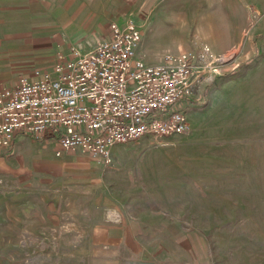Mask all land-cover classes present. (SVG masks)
<instances>
[{"label":"rangeland","instance_id":"374dc122","mask_svg":"<svg viewBox=\"0 0 264 264\" xmlns=\"http://www.w3.org/2000/svg\"><path fill=\"white\" fill-rule=\"evenodd\" d=\"M47 4L0 0V20L8 10L42 11ZM96 5L110 7L118 23L134 20L140 31L135 56L146 63H160L165 53L209 47L213 58L202 63L189 97L176 104L190 129L117 143L107 165L71 150L66 160L72 166L55 155L52 142L43 145L27 132L17 143H32L0 156V264H71L69 254L78 255L73 264H264V0H96ZM57 43L54 53L65 44ZM67 46L60 50L69 56ZM30 154L48 163L58 160V166L45 175L24 170V176H15L13 163L29 162ZM60 184L70 213L56 226L121 225L127 228L124 240L116 241L115 232L116 243L91 249L17 248L27 236L14 230L55 224L52 217H26L40 213L27 205L42 201L48 186L53 196ZM30 185L37 188H25ZM19 186L21 192L14 193Z\"/></svg>","mask_w":264,"mask_h":264},{"label":"built area","instance_id":"2783aa9c","mask_svg":"<svg viewBox=\"0 0 264 264\" xmlns=\"http://www.w3.org/2000/svg\"><path fill=\"white\" fill-rule=\"evenodd\" d=\"M108 27V36L93 48H72L71 58L58 52L51 71L20 75L0 88V148L16 132L34 139L50 132L56 155L80 150L107 165L117 143L189 131V119L176 104L189 97L202 63L213 58L209 47L165 53L150 64L135 56L140 31L131 17Z\"/></svg>","mask_w":264,"mask_h":264},{"label":"crops","instance_id":"0c3cea01","mask_svg":"<svg viewBox=\"0 0 264 264\" xmlns=\"http://www.w3.org/2000/svg\"><path fill=\"white\" fill-rule=\"evenodd\" d=\"M4 1L8 3L12 0ZM111 16L110 7L97 6L96 0H48L47 6L42 11H31L30 9L8 10L7 16H5L6 19L0 20V88L13 85L20 75H26L30 78L35 77V71H40L43 67L50 66L54 62L58 52L65 53L60 50L65 45L70 47L69 44L74 43L82 47L88 46L87 49L93 48L100 40L108 36V25L113 20ZM54 41H57V44L65 43L64 46L58 47L55 53L52 50ZM72 48L79 49V46L70 47L69 51ZM50 59V64H47ZM25 136L26 134L16 132L10 145L0 148V156L20 152L24 145L32 143L29 140L18 141L20 143H17V140H24ZM39 140L43 145L45 142H52L53 148H57L55 138L51 136L50 132L46 133ZM40 149L38 148V150ZM68 152L71 151H63L60 155L55 154L56 156H63L62 160L64 161L61 160V162L67 163V166L71 165L69 164L70 161L66 160ZM28 158H30L29 162L18 161L16 164L13 163V169L16 172L19 171L14 174L15 176L22 175V171L24 170L45 175L58 166L55 164L58 160H54V163H48L44 159H41L39 154H30ZM64 163H62V173H64V169L66 168L64 167ZM67 184H69L68 181ZM63 185H58L59 188L57 189L62 190ZM35 187L37 188V186ZM35 187L30 185L25 188L34 189ZM39 190H41V187ZM58 190L57 192L54 191L53 196L48 197L49 191L53 192V190L50 186L45 188L44 192H42L45 198L42 201L31 199V203L27 205L30 209L39 210L40 213L26 214V217L31 219L56 218L55 224L53 226L42 225L43 227L26 228L22 229L21 232L14 230L16 234L20 233L27 236V243L23 244L22 238H20L17 248L23 249L26 245L27 248L31 247L35 249L39 247L43 249L52 244L55 249L76 251L81 248L91 249L95 246L109 243L114 244L116 241L124 240L127 228L121 225L98 222L82 230L70 226H56L58 219L67 215L69 211L66 210L70 207L63 201L64 195L59 194V192H63ZM20 192L21 186L15 188L14 193ZM24 201L26 200L19 201L21 205L19 208L21 210L23 209L22 204ZM95 203L96 200L93 201V204ZM2 217L4 218L3 224L6 222L7 215ZM6 229L4 227L5 233L12 232ZM118 231L121 232V236ZM115 232L118 233V236L115 238L116 241L112 242V234H115ZM69 256L70 261L73 263L78 257L75 254L74 256L69 254ZM85 257L87 258V255L82 257V259L85 260ZM82 259L79 258L78 261Z\"/></svg>","mask_w":264,"mask_h":264}]
</instances>
